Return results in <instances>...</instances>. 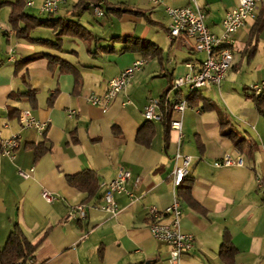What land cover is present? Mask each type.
<instances>
[{
	"label": "crops",
	"instance_id": "obj_1",
	"mask_svg": "<svg viewBox=\"0 0 264 264\" xmlns=\"http://www.w3.org/2000/svg\"><path fill=\"white\" fill-rule=\"evenodd\" d=\"M14 1L0 0V8ZM41 1L35 0L33 9ZM76 1L47 19L78 22L92 36L89 39L61 37L59 47L44 49L17 38L8 22L5 28L0 25V136L19 137L13 160L0 150V251L17 225L30 243L45 234L32 255L34 264H169V247L150 235L147 214L150 207L164 212L175 201L181 210V231L194 236L193 250L181 256L180 264H227L218 254L223 239L235 252L231 264H264V120L257 110H264V100L253 98L246 90L264 82V29L256 37L255 51L249 52L251 29L258 19H264V0L256 19L234 34L232 64L221 85L196 90L213 107L200 100L187 105L181 115L170 114V120L181 121L180 141L160 110L162 121L148 122L154 131L148 147L135 141L145 123L143 107L166 91L170 106L185 98L188 89L177 95L170 88L171 79L186 73V62L198 65L206 57L191 51V42L168 40L165 6L195 4L203 11L210 31L220 35L225 14L238 0H163L160 6L149 0H105L104 11L107 6L126 7L141 15L102 18H94L90 8H74ZM86 10L97 22L89 29L81 21ZM39 29L29 31L31 39H37L31 34H41ZM51 35L48 40L59 39L54 30ZM124 37L149 41L159 51L144 56L122 52ZM103 47L113 50L104 53ZM48 57L59 62L49 65ZM27 58L30 60L25 61ZM137 60L144 65L106 110L87 102L90 95L103 96L108 82ZM61 62L71 71L61 70ZM28 89L35 94L33 103L19 96ZM127 100L131 104L123 107ZM21 110L30 111L45 125L42 134L20 125ZM230 132L242 141L239 147L226 136ZM36 147L44 153L35 159ZM177 152L191 157L184 180L191 187V203L177 198L171 182ZM225 153L240 155L245 167H214ZM119 166L131 171L126 188L135 200L117 195V215L88 209L84 220L65 222L71 207L100 202L101 184L112 181ZM19 170L29 177L23 179ZM82 171L93 172L97 179V190L90 198L66 181ZM136 179L139 183L134 188ZM43 190L55 196L52 203L42 199ZM163 221L168 222L169 217Z\"/></svg>",
	"mask_w": 264,
	"mask_h": 264
},
{
	"label": "built area",
	"instance_id": "obj_2",
	"mask_svg": "<svg viewBox=\"0 0 264 264\" xmlns=\"http://www.w3.org/2000/svg\"><path fill=\"white\" fill-rule=\"evenodd\" d=\"M71 0H42L37 5L40 15L52 16L59 9L68 4ZM193 1V0H191ZM151 5H163V0H149ZM36 6L35 0H27V8ZM94 18H102L105 16L103 0H97L95 4L90 6ZM165 14L168 18V26L166 36L170 42L187 41L192 43L191 51L205 54V59L198 65L192 62H186L184 67L186 73L184 75L175 76L171 79L170 88L172 91H183L184 88L191 87H207L210 85L219 87L227 73L229 66V56H233V52L224 54H214V46L217 44H234L233 36L248 21H253L259 12V0H238L236 6L228 11L221 22V34L216 35L210 31L205 24V15L195 4L185 7H168L165 6ZM264 14V10H263ZM142 60H137L122 71L117 77L108 82L107 89L103 96H88L86 98L90 105L100 106L102 110H106L110 102L120 93H123L130 84L134 74L138 72V68L143 66ZM260 90H264V82L254 83L247 87V92L255 99H260ZM131 104L130 101H124L122 106ZM187 107L185 98L177 99L172 104V111L181 115ZM142 116L146 121V117H154L156 122L162 121L160 113L159 99H149L142 109ZM18 121L23 128H35L38 134H42L45 125L39 123L28 110H21L18 115ZM171 130L175 131L178 141L183 138L182 125L179 119H172L169 122ZM17 135H12L7 139L0 136L1 155L14 159V151L18 148ZM191 157L175 154V166L171 174L172 184L176 182V176L182 175L188 168ZM216 168H243L245 161L240 155L232 156L225 153L218 161L213 164ZM31 171V169H30ZM29 171V172H30ZM18 175L23 179L29 177V173L19 170ZM131 178V171L123 166L117 168L115 178L108 182L102 183L104 189L100 202L96 205H77L71 207L65 217V222L84 220L88 209H96L115 216L119 213L115 197L117 195H126L130 201H134L135 197L127 190L126 184ZM255 182L261 187V179L256 176ZM139 179L135 180L134 188H137ZM41 197L46 203H52L55 196L48 191L43 190ZM165 216L169 217L168 222H164ZM181 210L178 204L174 203L166 211L161 212L156 207H150L147 214L148 230L150 235L157 241L164 242L169 247L168 262L169 264H180L181 256L189 253L194 247V236L190 233H183L180 228ZM22 264H34L29 258Z\"/></svg>",
	"mask_w": 264,
	"mask_h": 264
},
{
	"label": "trees",
	"instance_id": "obj_3",
	"mask_svg": "<svg viewBox=\"0 0 264 264\" xmlns=\"http://www.w3.org/2000/svg\"><path fill=\"white\" fill-rule=\"evenodd\" d=\"M24 0H15L12 3H9L8 6L10 8L9 15H8V23L11 27L12 32H14L15 36L17 38L26 40L30 42L31 44L43 46V47H59V42L61 37H75V38H81V39H89L92 36L87 32L84 33V28L81 27L78 22L69 21V20H51V19H37L34 16L27 15L24 12ZM97 0H77L74 8L78 9H87L90 8L92 4H95ZM106 1L103 0V6H106ZM126 13H133L135 15H141L139 11H131L127 9L126 7L122 8H113L108 7L105 10V15H115L119 17L122 14ZM50 28L56 32V36L59 37L56 41H50V40H43V39H31L29 36V31L37 28ZM264 29V19H258L254 26L251 29V47L249 52L253 53L256 49L255 40L258 34ZM96 42H99V39L97 37H94ZM118 38H112L111 40H118ZM124 43V47L121 49L122 52H135V53H141L143 56L147 55L149 51H154L153 54H157L159 49L156 48L152 43L145 40H139V39H130L128 37H124L121 39ZM100 50L104 53H110L113 49H110V47H103L100 48ZM30 58H27L25 61H29ZM49 65L55 64L59 62L57 58L54 57H48ZM61 70L70 72L71 69L69 66L65 65L61 62ZM247 90V89H246ZM245 90V91H246ZM167 92H164L160 98V110L163 114V118L170 122V114H172V105H169V102L166 100ZM198 91L190 92L186 95L185 101L188 106H191L194 101H200L202 100L204 103L206 102L208 104V108H212L213 105L210 103V101H206L205 99H202L200 96H198ZM178 95V92H177ZM20 97H27L28 100L33 103L35 101V94L33 91L28 89L27 91L23 93H19ZM53 97L49 99V102H52ZM260 99L264 100V91L260 93ZM204 108V107H203ZM259 115L264 120V110L262 108H258ZM19 115V114H18ZM223 124V123H222ZM153 128L150 123L145 121V123L140 127L138 130L135 141L136 143L143 145L145 147H148L150 145V142L153 137ZM226 136L231 137V139L234 142L235 147H239L241 144V140H238L235 133H227ZM44 153L43 149L35 148V159L41 156ZM185 180V178H184ZM183 180L182 185L178 186L176 188V195L177 198L182 199L183 201L187 203H191V187L190 184L186 183ZM66 181L68 185L87 193V198L92 197L96 190H97V179L93 172L91 171H82L77 175L68 176L66 177ZM45 234L36 242V243H30L27 238L24 236L21 229L15 225L11 232L9 233L6 242L0 251V264H16L18 262H25L29 258H33V253L39 246L41 240ZM234 249L231 246V244L226 240L223 239V242L221 243V246L219 248L218 254L221 260L227 264H231L233 262V256H234Z\"/></svg>",
	"mask_w": 264,
	"mask_h": 264
},
{
	"label": "rangeland",
	"instance_id": "obj_4",
	"mask_svg": "<svg viewBox=\"0 0 264 264\" xmlns=\"http://www.w3.org/2000/svg\"><path fill=\"white\" fill-rule=\"evenodd\" d=\"M74 1V0H73ZM6 7H9L8 5H3L1 6L0 8V25L5 28V23L8 22V15H9V12L8 11H5ZM27 8V7H25ZM28 12L26 14L28 15H32L34 17H36L37 19H47V16H44V15H40L38 13V10L37 9H33V8H27ZM10 11V10H9ZM81 21L85 23V27H87L89 29V27H92L91 25L95 26L97 22H94V20H92L91 18V12L86 10V11H83L82 12V15H81ZM89 26V27H88ZM37 28H40V27H37ZM37 28H34V29H37ZM51 30L50 28H40L38 31L41 32L40 33H32L31 34V37L33 38H37V39H43V40H48L49 38L52 37L51 35ZM87 30H84V33L86 34ZM93 35V34H92ZM95 36L93 35V39ZM42 47V46H40ZM44 49H46L47 47H43ZM186 90L184 89V93L186 94ZM184 94V95H185Z\"/></svg>",
	"mask_w": 264,
	"mask_h": 264
},
{
	"label": "bare ground",
	"instance_id": "obj_5",
	"mask_svg": "<svg viewBox=\"0 0 264 264\" xmlns=\"http://www.w3.org/2000/svg\"><path fill=\"white\" fill-rule=\"evenodd\" d=\"M25 1H26L25 2V5L27 7V0H25ZM260 2H261V0H259V4H260ZM231 49H232V44H217V46H214V54L229 53V52H232ZM232 59H233L232 56H229V66H231V64H232ZM141 68H142V66H140V68H138V71H140ZM199 88H202V87H191V88H187L188 89V93L193 92V91H196ZM263 91L264 90H260V93L263 92ZM154 119H155L154 117H146V121L147 122H151ZM186 174H187V169H185V172L182 173V175L176 176V182L172 184L175 189L178 186L182 185V182H183L184 178L186 177ZM16 264H22V263L21 262H18Z\"/></svg>",
	"mask_w": 264,
	"mask_h": 264
}]
</instances>
